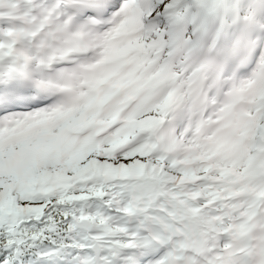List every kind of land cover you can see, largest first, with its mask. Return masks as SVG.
<instances>
[{"label": "snow or ice", "instance_id": "snow-or-ice-1", "mask_svg": "<svg viewBox=\"0 0 264 264\" xmlns=\"http://www.w3.org/2000/svg\"><path fill=\"white\" fill-rule=\"evenodd\" d=\"M0 264H264V0H0Z\"/></svg>", "mask_w": 264, "mask_h": 264}]
</instances>
